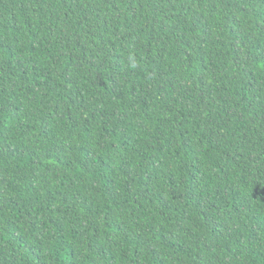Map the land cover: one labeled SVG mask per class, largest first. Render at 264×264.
Masks as SVG:
<instances>
[{
    "label": "trees",
    "instance_id": "obj_1",
    "mask_svg": "<svg viewBox=\"0 0 264 264\" xmlns=\"http://www.w3.org/2000/svg\"><path fill=\"white\" fill-rule=\"evenodd\" d=\"M0 264H264V0H0Z\"/></svg>",
    "mask_w": 264,
    "mask_h": 264
},
{
    "label": "clouds",
    "instance_id": "obj_2",
    "mask_svg": "<svg viewBox=\"0 0 264 264\" xmlns=\"http://www.w3.org/2000/svg\"><path fill=\"white\" fill-rule=\"evenodd\" d=\"M67 63L68 62L66 61L64 56L62 55L55 56V54H53V55H50V57L48 58L46 62L40 63L38 65L37 67L38 70L36 72H40L46 64H50L52 67H54V70L57 71V74L62 72V73H66L67 75V71H66V68L68 67ZM91 223H92L94 230L96 231L95 235L98 237L97 239L112 240V238L106 233L105 229L102 227V224L99 222L98 217H91Z\"/></svg>",
    "mask_w": 264,
    "mask_h": 264
}]
</instances>
